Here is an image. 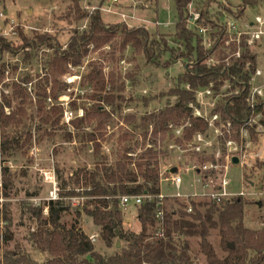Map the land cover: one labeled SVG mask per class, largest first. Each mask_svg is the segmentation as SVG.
<instances>
[{"label": "trees", "instance_id": "trees-1", "mask_svg": "<svg viewBox=\"0 0 264 264\" xmlns=\"http://www.w3.org/2000/svg\"><path fill=\"white\" fill-rule=\"evenodd\" d=\"M66 1L72 5L75 22L87 20L85 28L81 32H72L64 47L59 46L50 36H36L25 44L32 52H37L40 48L51 51L44 62V81L52 87L49 93L40 88L35 94L36 118L39 124L34 131H42L46 136H50L48 132L65 128L62 126L64 124L60 125L63 109L54 104L46 109L44 103L48 99L55 101L59 97L60 83L57 77L66 74L67 68L78 67L87 55L89 47L99 49L106 45L111 46L112 41L118 39L121 51L129 48L134 53L141 54L147 63L157 68L165 69L180 59L185 65V72L179 78V86L167 93L168 97H176L172 105L155 113L122 115L123 84L115 81L113 73L106 77L101 68L89 69L83 76V83L92 90V93L86 96L92 104L83 109L81 117L74 115L67 124L73 134L66 132L63 142L71 143L75 140L78 144L89 143L92 167L83 166L76 170L71 176V188L61 192L55 202L49 201L46 204L48 219L40 220L42 208L29 209L30 214L39 220L36 232L29 236L31 247H34L33 251L37 254H45L46 259L40 261L25 251L5 252L2 255V264H198L194 262L191 240L197 242L194 254L201 255L205 264H264V226L259 230L244 227L242 199L221 205L191 200L190 214L185 212L188 203L167 199L161 227L162 237L156 236L160 227L154 218V203H143L137 207L136 221L140 228L138 232L125 230L122 223L120 197H154L159 193V165L162 161H171V154L163 148V142H168L171 138L167 134L166 126L189 117L186 106L193 101V91L223 78L226 71L236 76V82L247 81L243 72V61L231 60L228 66L218 64L209 68L204 65L205 60L215 50H219V59L223 60L235 48L232 44L227 51L221 49L226 36L224 23L219 20L220 16L215 18V21L209 20L211 27L217 32L212 34L211 49L204 50L199 36L185 27L186 7L193 0H172L178 14L175 33L170 42L172 46H169L164 38H152L143 28L128 29L123 24L107 27L97 10L90 14L81 11L79 3L82 0ZM260 2L262 0H239L233 18H241L246 8H253ZM227 11L232 14L230 9ZM201 16L203 20L207 18L208 11L204 10ZM4 50V44L0 40V53ZM246 56L244 61L248 59ZM182 85H188L190 91L184 90ZM12 99L18 101V105L11 108L10 103H7L6 107L10 112L4 113V106H0V155L4 159L2 161L18 153L25 154L33 130L30 125L22 142L21 136L9 135L10 129L25 128V106L28 97L26 94L14 93ZM151 100L150 97H143L139 102L146 107ZM76 109L75 105L71 104L70 112L76 113ZM221 110L223 118L234 124L244 118L245 107L238 98L228 99ZM30 120L33 121L34 117ZM115 121L121 122L126 130L123 129L117 138L116 148L111 149L109 154H103L102 147L107 142L105 130ZM89 127H92V130L84 132V129ZM204 129L202 122L191 120V126L185 132L184 138L189 139L193 133ZM158 135L161 142L159 149ZM1 172L2 195L6 197L11 174L8 168L1 169ZM59 174L57 171V181H60L63 191L69 184L64 182ZM74 197H82L85 202L74 209L75 223L66 226L61 223L68 210L64 199ZM82 215L90 220L92 231L98 235L96 242L99 241L107 250L113 249L111 254L95 251L96 242L91 244L88 235L76 226ZM212 233L218 238L217 247L222 253L221 256L210 241ZM10 239V235L5 236L3 243ZM117 242L119 247H116Z\"/></svg>", "mask_w": 264, "mask_h": 264}, {"label": "rangeland", "instance_id": "rangeland-1", "mask_svg": "<svg viewBox=\"0 0 264 264\" xmlns=\"http://www.w3.org/2000/svg\"><path fill=\"white\" fill-rule=\"evenodd\" d=\"M263 1V0H262ZM239 0H193L191 10L199 12L208 11L204 20L201 17L200 24L210 28L211 32H217L209 23L219 17L222 23L241 27V22L252 20L254 16L260 15L263 11L261 2L253 8H246L241 18L234 19ZM79 7L83 13L90 14L98 11L102 22L107 27L115 24H123L128 29L143 28L152 38H164L171 45L175 33V24L178 21V14L172 0H82ZM228 9L232 14L228 13ZM72 5L66 0H0V40L5 50L0 53V106H4V113L10 112V107H17L18 101H13L14 93L26 94L28 97L25 106L26 118L25 128L8 130L10 136L16 134L21 136L22 142L26 136L28 127L32 126L31 142L26 148L25 154L18 153L6 161L0 155V169L8 168L11 174V183L6 192V197L0 194V264L2 255L5 252L25 251L31 253L36 259L43 261L45 254H37L33 251L29 241L30 234L36 232L39 220L33 217L29 209L42 208L40 220L48 219L46 204L50 198L51 186L43 180L42 172L53 171L57 188V198L71 188L72 174L83 166L92 167L91 145L88 143L78 144L73 140L71 143H64L66 132L73 130L65 123L62 130L50 131V136L44 132H36L34 129L39 121L36 118L37 103L35 94L40 88L50 92L52 85L45 84L44 62L50 50L44 48L32 52L25 44L31 42L36 36H50L59 46H65L74 31L81 32L86 25V19L75 22L73 19ZM4 12H6L4 14ZM188 19V5L186 7ZM121 16H124L122 19ZM240 22H239V21ZM187 24H185V27ZM10 51H7V50ZM91 65V67H90ZM101 68L104 75L113 73L115 81L123 84L122 95L124 103L121 106V114H150L172 105L176 97H168L167 93L179 85V78L185 72V65L177 59L175 63L163 69L147 63L141 54L134 53L127 48L120 50L118 39L112 41V45H106L99 49L89 47L88 53L81 60L78 67L67 68L66 74L57 77L60 83L59 97L53 100H46L44 106L54 104L60 106L64 111L71 110L74 104L76 113L89 108L92 103L86 96L92 93L89 87L83 83V76L90 68ZM84 84V85H83ZM62 86V88H61ZM185 85H182L184 89ZM185 90V89H184ZM143 97H150L152 100L148 106L143 107L139 100ZM31 117L34 120L31 121ZM21 127V126H20ZM126 127L115 121L106 128L107 142L102 147L103 154H109L111 149L116 148L117 138ZM92 127L85 128L89 132ZM166 143V142H163ZM260 146V147H259ZM259 147L262 151L260 159L248 158L244 161L243 168L236 164L229 163L228 174L233 181L234 188L239 190V180L242 174L245 197H242L243 225L249 230H259L264 226V135L256 138V143L250 148ZM25 149V148H24ZM138 152V151H137ZM1 154V153H0ZM111 160V159H110ZM174 160V159H173ZM172 160V162H173ZM185 167L195 163L194 160H183ZM227 164V162H219ZM57 171L62 180L69 184L65 190H61L60 181H57ZM1 172V170H0ZM182 194H192L199 191L195 183V176L191 173H182ZM1 181L3 175L1 172ZM162 192L173 194L175 190L163 184ZM80 202H85L82 197H74ZM57 199V200H58ZM55 202V201H54ZM65 206H68L61 223L69 226L75 223V206L71 205L70 199H64ZM46 210V211H45ZM136 210L133 204L127 206L122 212V223L125 230L138 232L139 225L136 221ZM127 222V223H126ZM76 226L80 227L87 235L94 233L90 220L84 215L79 218ZM11 236L7 243H3L5 236ZM210 241L218 255H222L217 247L218 238L212 233ZM190 247L195 255L194 262L205 264L201 255L194 254L197 250V242L190 241ZM95 251L111 254L113 249L107 250L98 241L95 243Z\"/></svg>", "mask_w": 264, "mask_h": 264}, {"label": "built area", "instance_id": "built-area-1", "mask_svg": "<svg viewBox=\"0 0 264 264\" xmlns=\"http://www.w3.org/2000/svg\"><path fill=\"white\" fill-rule=\"evenodd\" d=\"M261 5L263 6L262 13L254 16L252 20L241 22V27L224 23L223 30L226 40L221 49L227 51L228 47L233 44L234 51L220 60L219 50H215L204 62V65L209 68L218 64L228 66L231 60L243 61L245 62L243 72L247 76V81L236 82V76L226 71L223 78L194 90L193 101L186 106L189 110V117L171 122L166 126L167 134L171 138L168 142L163 143L165 145L163 148L171 154V161H162L159 165V193L154 197L150 195L122 196L119 199V205L123 210L130 204L139 207L143 203H154V218L160 227L156 233L158 237H162L161 227L167 199H176L188 203L185 212L190 214L192 207L189 201L191 200L221 205L242 199L246 195L242 174L238 182L239 190H236L233 181L229 178L228 164H232L231 161L235 158L238 164L236 165L243 168L244 161L248 158L260 159L262 156V151L258 149L260 146L252 148V152H249L256 143V138L264 135V0ZM191 6L192 3L188 5L186 29L199 36L204 50H210L212 47L211 37L214 32L200 24L201 15L199 12L191 10ZM1 16L2 14H0ZM121 18L123 19L124 16ZM245 56L248 59L244 61ZM252 60L254 61L253 64ZM184 89L190 91L188 85H185ZM230 98L240 99L245 107L243 120L235 124L223 118L221 110L222 105ZM82 115L81 111L76 117ZM73 118L72 112L64 111L61 122L68 124ZM191 120L202 122L205 129L197 131L189 139H185L184 134L190 128ZM160 144V136L158 135L157 149L160 148ZM186 159L194 160L195 163L185 167L183 160ZM222 161L227 162V164H220L219 162ZM171 168H175L176 172L169 173ZM182 173H191L196 177L194 181L199 187L198 192L192 194L180 192ZM42 176L44 182L51 186L48 202L56 201L58 190L54 172H42ZM163 184L173 188L175 193L165 194L162 192ZM1 190L0 172V194ZM70 202L75 207L81 204L75 198H71ZM97 239L96 233L88 235L91 244H94Z\"/></svg>", "mask_w": 264, "mask_h": 264}, {"label": "water", "instance_id": "water-1", "mask_svg": "<svg viewBox=\"0 0 264 264\" xmlns=\"http://www.w3.org/2000/svg\"><path fill=\"white\" fill-rule=\"evenodd\" d=\"M231 162H232V164H234V165L237 164V160H236L235 158H233ZM175 172H176V169H175V168H171V169L169 170V173H171V174H173V173H175ZM116 247H119V243H118V242L116 243ZM230 247H232V245H230Z\"/></svg>", "mask_w": 264, "mask_h": 264}, {"label": "crops", "instance_id": "crops-1", "mask_svg": "<svg viewBox=\"0 0 264 264\" xmlns=\"http://www.w3.org/2000/svg\"><path fill=\"white\" fill-rule=\"evenodd\" d=\"M6 12H4V14H5ZM127 223V222H126Z\"/></svg>", "mask_w": 264, "mask_h": 264}]
</instances>
